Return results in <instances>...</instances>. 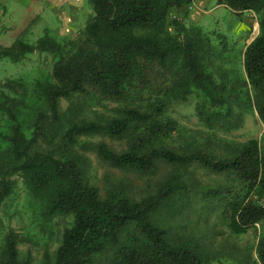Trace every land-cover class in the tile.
Returning a JSON list of instances; mask_svg holds the SVG:
<instances>
[{"label":"trees","instance_id":"1","mask_svg":"<svg viewBox=\"0 0 264 264\" xmlns=\"http://www.w3.org/2000/svg\"><path fill=\"white\" fill-rule=\"evenodd\" d=\"M87 1L93 15L76 40L56 38L46 30L35 43L21 35L11 46L0 44V59L14 64L34 53L54 59L51 72L0 81V211L14 192L13 177L19 176L45 223L72 216L54 264L220 261L198 236L174 232L160 217L164 211L186 208L198 196L181 173L198 163L232 181L225 190L199 194L220 202V217L232 233L244 234L264 219V205L252 199L257 191L264 192V142L215 143L207 138L198 145L171 114L196 92L201 119L236 123L233 106L241 100L237 86L215 80L207 37L169 21L172 11L192 0ZM218 4L236 14H259V34L243 52V105L264 122V0ZM170 26L177 34H171ZM108 101L118 105L114 114L87 118L89 110ZM90 136L126 139V148L118 152L105 142L80 145L81 138ZM91 149L115 168L154 174L166 163L175 170L140 199L122 184L111 186L103 197L87 178L85 151ZM256 256V263L264 264V232ZM0 264H32L19 258L13 231L5 237Z\"/></svg>","mask_w":264,"mask_h":264},{"label":"rangeland","instance_id":"2","mask_svg":"<svg viewBox=\"0 0 264 264\" xmlns=\"http://www.w3.org/2000/svg\"><path fill=\"white\" fill-rule=\"evenodd\" d=\"M194 9L188 7L172 11L169 21H177L190 33H200L211 43V70L216 81H223L229 88L237 86L240 104L235 103L233 114L238 117L235 123H209L196 112L199 96L196 92L189 101L176 106L172 116L178 120L188 135L197 138L198 145L207 139L231 142H246L257 139L264 142V122L256 110L243 105L246 73L243 52L259 34V14L246 11L236 14L218 0H194ZM93 15L92 6L87 0H0V44L11 46L23 36L30 43L43 36L46 30L56 38L67 37L76 40L88 19ZM171 34H177L170 26ZM54 59L48 53H34L19 63L0 59V81L20 75L37 76L51 72ZM67 104L64 102V106ZM118 107L112 102L93 107L86 115L88 119L114 114ZM215 133V136H213ZM105 142L120 152L126 148V139L115 140L108 136L83 137L84 143ZM217 153L219 150L216 151ZM89 164L87 178L105 196L113 185H125L130 194L140 199L152 193L175 170V167L160 163L154 174H140L134 171L112 167L101 160L94 150H86ZM194 197L193 202L180 211H164L160 223L174 232L194 234L217 252L221 259L213 264H257L256 247L264 232V219L246 233L236 235L222 222L219 201H208L199 194L207 190H225L232 181L225 173H217L193 163L181 169ZM14 192L6 199L0 211V256L7 233L17 236V247L21 260L29 259L32 264H54L56 250L61 243L66 228L72 225V216H58L45 223L37 207L29 197V192L21 177L14 176ZM252 199L264 205V192L257 191Z\"/></svg>","mask_w":264,"mask_h":264},{"label":"built area","instance_id":"3","mask_svg":"<svg viewBox=\"0 0 264 264\" xmlns=\"http://www.w3.org/2000/svg\"><path fill=\"white\" fill-rule=\"evenodd\" d=\"M194 0L191 1V3L187 6L189 10H193L194 9Z\"/></svg>","mask_w":264,"mask_h":264}]
</instances>
